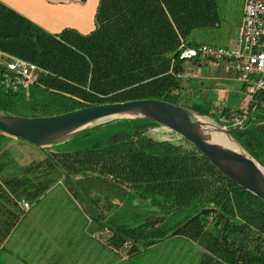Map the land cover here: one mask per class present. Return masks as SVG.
I'll return each instance as SVG.
<instances>
[{"label": "trees", "instance_id": "trees-1", "mask_svg": "<svg viewBox=\"0 0 264 264\" xmlns=\"http://www.w3.org/2000/svg\"><path fill=\"white\" fill-rule=\"evenodd\" d=\"M218 25L216 0H98L89 32L63 27L51 33L0 2V52L42 69L34 81L26 82L1 64L0 111L51 115L102 102L157 98L229 127L213 111L220 108L227 117L231 109L199 101L197 89L184 91L180 79V44H209L192 36ZM248 108L251 125L230 135L264 169V91L254 95ZM114 121L116 131L108 135L107 144L97 142L85 150L48 151L13 136L45 150L32 152L36 157L21 165L12 166V152L0 147V250L25 211L19 203L31 205L29 200L61 182L74 194L91 193L93 216L101 232L109 230L107 245L118 251L129 242L126 257L178 236L201 248L197 264H264L262 199L224 175L175 131L170 129L181 143L148 136L161 123L144 118ZM4 135L11 136L0 131V138ZM130 191L157 212L135 226L100 222L105 213L96 202L99 193L121 200Z\"/></svg>", "mask_w": 264, "mask_h": 264}, {"label": "rangeland", "instance_id": "rangeland-1", "mask_svg": "<svg viewBox=\"0 0 264 264\" xmlns=\"http://www.w3.org/2000/svg\"><path fill=\"white\" fill-rule=\"evenodd\" d=\"M97 2L98 0H72L71 11L63 16L62 22L65 26H71L80 16L85 22L80 31L89 32L94 26ZM216 4L219 25L196 31L192 39L224 46L238 37V20L243 0H216ZM4 62L5 57L0 55V65ZM183 63L184 71L180 79L184 91L198 85L196 92H209L211 81L206 74L210 70L212 73L216 72L217 68H220L219 64L188 65V61ZM244 96L238 97L236 101L246 107L248 103ZM183 100L185 98L180 101ZM21 114L29 116L30 112L25 109ZM116 125L117 122L114 120L94 123L63 140L45 146V150L54 152L85 150L97 142L105 145L108 135L116 131ZM147 133L152 138L164 140L174 138L178 143L182 142L179 136L163 125L154 126ZM1 146L9 148L12 152V166L25 164L34 155L36 157L32 152L45 151L37 150L35 146L7 135L0 138ZM91 196V193L86 196L74 194L69 187L58 182L38 199L29 200L30 207L21 215L9 234L11 238L4 242V248L0 250V264H197L201 248L178 236L169 237L156 245L139 249L134 254L123 257L104 242L108 231L103 229L101 232L97 228L99 221L93 216L95 206L90 205ZM99 196L100 199L96 197V202L105 213V218L100 222L105 224L108 221H116L135 226L157 212L133 191L121 200L117 195L106 196L99 193Z\"/></svg>", "mask_w": 264, "mask_h": 264}, {"label": "water", "instance_id": "water-1", "mask_svg": "<svg viewBox=\"0 0 264 264\" xmlns=\"http://www.w3.org/2000/svg\"><path fill=\"white\" fill-rule=\"evenodd\" d=\"M134 118L150 119L175 131L224 175L264 201V169L230 135L233 130L250 126L251 114L246 122L227 127L187 106L157 98H133L51 115L22 116L0 111V131L44 147L100 121Z\"/></svg>", "mask_w": 264, "mask_h": 264}, {"label": "built area", "instance_id": "built-area-1", "mask_svg": "<svg viewBox=\"0 0 264 264\" xmlns=\"http://www.w3.org/2000/svg\"><path fill=\"white\" fill-rule=\"evenodd\" d=\"M178 52L179 58L184 61L205 59L219 64L220 69L225 73H234L236 80L244 85L247 103H251L257 92L264 91V0H244L238 37L231 45L184 46L180 44ZM2 55L5 57L4 63L7 68L26 82L34 81L37 74L42 72V69L34 63L13 55L5 53ZM248 109L247 105L239 112L232 111L227 117L221 113L220 108L211 111L218 113L220 120L238 125L244 123L248 117ZM19 204L23 210L30 207L24 200ZM104 230L108 231L109 236V230L107 228ZM104 242H107V238ZM130 247L129 242H124L117 252L126 257Z\"/></svg>", "mask_w": 264, "mask_h": 264}, {"label": "crops", "instance_id": "crops-1", "mask_svg": "<svg viewBox=\"0 0 264 264\" xmlns=\"http://www.w3.org/2000/svg\"><path fill=\"white\" fill-rule=\"evenodd\" d=\"M71 1L72 0H0V2L16 10L20 14L26 16L27 18H29L30 20H32L33 22L44 28L46 31L51 33H55L63 27H73L78 31H80L83 28L85 22H83V19H81L80 16L79 18H77V21L74 22L75 24H72L71 26H65V23L62 22L64 18L63 16L65 14L68 15L71 11L70 8L72 6ZM243 8H244V0H243L242 12L238 20L239 25L242 20ZM58 24L61 26L57 27L59 26ZM228 41L230 42L231 39H229ZM232 43H234V41ZM232 43L230 44L227 43V44L231 45ZM0 55H2L1 52ZM208 63L211 62L205 59H201L195 63L189 62L188 65H192V64L206 65ZM217 69L218 70L216 72L212 73L210 70L209 73L206 74L211 81L209 92L206 91H204V93L196 92L195 97H197L199 101H203V102L211 101L212 103L215 102L214 106H218V107L225 106L231 109L232 111L238 108L240 109L244 108L243 105L241 106L240 104H238L239 102L236 101L238 97L241 98V96L245 95V90L242 88V84L238 80H236L234 73L232 72L225 73L220 68ZM197 86L198 85H196V87L194 88H197ZM243 98H246V95ZM97 228L100 229L99 223ZM173 237L175 236H172L170 238ZM10 238L11 235H8V237L4 242H6ZM4 242H3V247H4ZM17 249L18 247L16 248V252Z\"/></svg>", "mask_w": 264, "mask_h": 264}, {"label": "bare ground", "instance_id": "bare-ground-1", "mask_svg": "<svg viewBox=\"0 0 264 264\" xmlns=\"http://www.w3.org/2000/svg\"><path fill=\"white\" fill-rule=\"evenodd\" d=\"M220 141H222L223 143H228L224 138H219Z\"/></svg>", "mask_w": 264, "mask_h": 264}]
</instances>
